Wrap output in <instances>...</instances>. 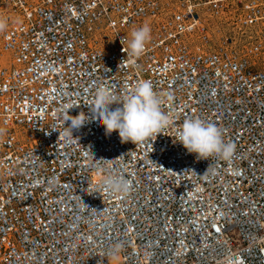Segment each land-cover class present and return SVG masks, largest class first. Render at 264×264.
Here are the masks:
<instances>
[{"label": "built area", "instance_id": "1", "mask_svg": "<svg viewBox=\"0 0 264 264\" xmlns=\"http://www.w3.org/2000/svg\"><path fill=\"white\" fill-rule=\"evenodd\" d=\"M0 17V264H264V0H0ZM143 80L173 121L160 134L63 135L69 106L90 115L97 89L119 103ZM191 118L231 159L176 141Z\"/></svg>", "mask_w": 264, "mask_h": 264}, {"label": "clouds", "instance_id": "2", "mask_svg": "<svg viewBox=\"0 0 264 264\" xmlns=\"http://www.w3.org/2000/svg\"><path fill=\"white\" fill-rule=\"evenodd\" d=\"M6 27L7 19L0 17V31H4ZM130 35L127 48L123 47L122 51L126 52L127 57L139 58L151 40V29L145 24L134 29ZM168 99H171L170 95ZM162 104L163 99L147 80L137 82L119 103L108 90L99 88L88 106L90 115L81 111L78 115L71 116L69 110L73 106L66 109L64 120L65 123L70 121V124L63 135L73 136V130H79L87 123L95 121L104 127L107 135L117 132L122 143H142L154 135L157 136L173 123L170 114L162 111ZM4 132L0 128V137ZM176 141L189 153L196 154L198 159L218 157L228 160L235 151V145L225 142L223 132L217 125L200 118L184 120L176 131ZM104 187L113 194H126L130 182L120 176H109L104 180Z\"/></svg>", "mask_w": 264, "mask_h": 264}]
</instances>
